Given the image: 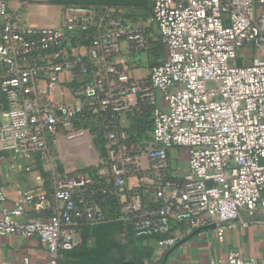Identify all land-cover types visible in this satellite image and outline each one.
<instances>
[{
    "label": "built area",
    "instance_id": "2783aa9c",
    "mask_svg": "<svg viewBox=\"0 0 264 264\" xmlns=\"http://www.w3.org/2000/svg\"><path fill=\"white\" fill-rule=\"evenodd\" d=\"M150 8L167 57L135 80L116 58L147 51L150 38L124 9L65 5L61 24L44 27L0 0V153L39 165L36 191L9 203L0 190V239L38 237L48 264L85 227L115 220L159 251L178 244V227L214 225L220 241L237 227L264 230V0H150ZM134 112L151 119L144 135L121 123ZM96 127L105 142L94 165L66 169L57 145L90 142ZM174 148L188 151L183 174ZM211 264L264 260L230 250Z\"/></svg>",
    "mask_w": 264,
    "mask_h": 264
},
{
    "label": "crops",
    "instance_id": "0c3cea01",
    "mask_svg": "<svg viewBox=\"0 0 264 264\" xmlns=\"http://www.w3.org/2000/svg\"><path fill=\"white\" fill-rule=\"evenodd\" d=\"M32 7H36L35 9H38V11L51 12V15L52 11L55 12L56 19H51L52 26L50 27H57L61 24L62 7L59 9L38 5ZM116 7H120L129 13L130 15L128 14V17L132 25L145 28L150 38V48L147 51H130L116 58L118 67L130 68L134 79L140 80L147 76L149 66L152 63H157L156 57L153 55V48L158 43H155L154 37L156 35L154 32H151L150 28L154 25H151L150 15L145 10H130L123 6ZM28 11L24 15L22 14L26 23L41 26L36 21V17L28 15ZM133 11H139L142 14L140 21L137 22L138 24L130 17L133 16ZM29 18L30 21L28 22L27 19ZM154 27L158 30L156 26ZM160 44L166 49L162 42ZM5 105L6 99L0 90V111L4 109ZM120 119L124 127L132 125L133 119L131 114H123ZM176 155L177 148H174L171 150V163L175 167L179 166L175 160ZM183 160L184 165L182 167L185 173L188 170V156L186 158L183 157ZM67 165L69 166V163H65L64 167L66 169H68ZM28 166H32L33 170L27 171L26 167ZM38 170L39 165L34 161L15 158L11 153H0V190L6 195L9 203L17 200L18 192L21 189L30 191L37 190L38 187L35 177L38 174ZM214 228V225H209L201 231H198V229L188 231L184 227H178L177 233L180 235L178 244L173 248L163 251L154 248L146 239H138L137 243L126 251L125 261L122 264H211V260L216 257L226 258L230 250H239L244 254L253 255L260 260H264L263 229L256 226L250 227L249 229L237 227L227 233L225 241H220L215 234ZM81 242L82 235L77 238L76 245H79ZM157 255H161V257L159 261L155 262L154 258ZM25 259H29L30 264H48V250L38 237H15L6 235L0 239V264H25ZM78 260L80 259L76 257L67 258L68 264H77Z\"/></svg>",
    "mask_w": 264,
    "mask_h": 264
},
{
    "label": "trees",
    "instance_id": "16d2710c",
    "mask_svg": "<svg viewBox=\"0 0 264 264\" xmlns=\"http://www.w3.org/2000/svg\"><path fill=\"white\" fill-rule=\"evenodd\" d=\"M82 1V0H78ZM68 5H82V6H123L127 9H141L148 12L150 15V0H87L84 2L72 3ZM165 48L162 46V54L164 55ZM167 51V50H166ZM132 116V125L126 127L130 132L137 135H144L145 132L151 127V119L146 112H134L129 113ZM89 121L84 125L88 127ZM93 134L98 138V142L104 144L105 138L100 127L93 129ZM147 135V134H146ZM96 139V140H97ZM109 206V207H108ZM111 211L118 213V206L115 201L107 203ZM111 227L116 228L121 233L125 234L126 245L116 241L112 237L108 236L107 230ZM138 239H146L152 244L151 238L136 237L131 231L124 232L123 224L120 221H111L105 224L88 226L82 231V242L76 245L74 248L65 250L63 252V258L60 259L59 264H68L67 258L76 257L79 258L77 264H122L125 261L126 251L131 248ZM118 252V255L115 252ZM66 258V260H65Z\"/></svg>",
    "mask_w": 264,
    "mask_h": 264
},
{
    "label": "rangeland",
    "instance_id": "374dc122",
    "mask_svg": "<svg viewBox=\"0 0 264 264\" xmlns=\"http://www.w3.org/2000/svg\"><path fill=\"white\" fill-rule=\"evenodd\" d=\"M11 6L12 11L17 10L20 11L21 15L26 13L28 10L29 16L36 17V21L41 26L50 27L51 25V19H56V14L54 11L46 12V11H38V9H35L36 7H32L35 5L38 6H46L48 8L52 9H59L65 5L72 4V3H78V2H84L87 0H43V1H35V0H8ZM37 10V11H36ZM35 11V12H34ZM129 14V13H128ZM130 15V14H129ZM133 21L138 24L137 22L140 21L141 15L139 11H133L132 12ZM23 17V16H22ZM145 19V17H143ZM28 22L30 21V18L27 19ZM152 25V24H151ZM151 32L155 33V43L157 42L158 45H156L153 48V55L156 57V62H161L166 59L167 57V51L165 49L164 55L160 56V53L162 51V44H160L161 39L159 36L158 30L151 26ZM93 124H88V129L90 130V127L92 128ZM92 134V135H91ZM88 137L90 139V142L87 141V139L84 141L83 144L80 143H64L60 142L56 147V156L60 163H62L63 166H65V163H69V166L67 165L68 169H83V168H91L95 163V146H99L98 137L90 132L88 133ZM97 139V140H96ZM183 155V156H182ZM188 156V151L186 148L178 149L177 148V155L175 156V160L177 162L178 167L180 168V173L183 174V165L184 160L183 157L186 158ZM175 162V161H174ZM108 236L112 237L116 241L122 243L123 245L127 244V241L125 240V234L121 233L119 230H117L114 227H111L107 230ZM116 255H118V252H115Z\"/></svg>",
    "mask_w": 264,
    "mask_h": 264
},
{
    "label": "water",
    "instance_id": "95a60500",
    "mask_svg": "<svg viewBox=\"0 0 264 264\" xmlns=\"http://www.w3.org/2000/svg\"><path fill=\"white\" fill-rule=\"evenodd\" d=\"M205 227H203V228H200V229H198V231H201V230H203ZM197 232V231H196Z\"/></svg>",
    "mask_w": 264,
    "mask_h": 264
}]
</instances>
